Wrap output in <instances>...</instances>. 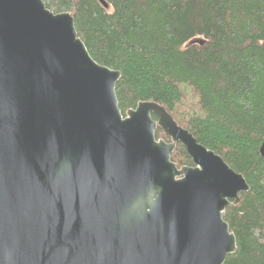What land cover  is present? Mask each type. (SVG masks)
<instances>
[{
    "label": "water",
    "instance_id": "1",
    "mask_svg": "<svg viewBox=\"0 0 264 264\" xmlns=\"http://www.w3.org/2000/svg\"><path fill=\"white\" fill-rule=\"evenodd\" d=\"M121 75L72 12L0 0V264H224L237 251L224 216L245 177L157 102L124 116ZM178 143L193 165L172 161Z\"/></svg>",
    "mask_w": 264,
    "mask_h": 264
},
{
    "label": "trees",
    "instance_id": "2",
    "mask_svg": "<svg viewBox=\"0 0 264 264\" xmlns=\"http://www.w3.org/2000/svg\"><path fill=\"white\" fill-rule=\"evenodd\" d=\"M44 1L72 12L94 60L121 71L124 116L157 102L243 174L250 189L224 216L237 251L224 264H264V0ZM156 138L171 141L160 127ZM171 159L193 165L181 143Z\"/></svg>",
    "mask_w": 264,
    "mask_h": 264
}]
</instances>
